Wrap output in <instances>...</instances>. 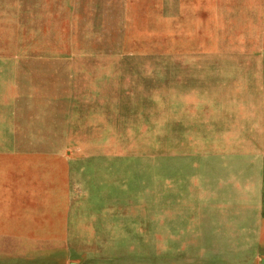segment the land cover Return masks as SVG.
<instances>
[{
  "label": "rangeland",
  "instance_id": "374dc122",
  "mask_svg": "<svg viewBox=\"0 0 264 264\" xmlns=\"http://www.w3.org/2000/svg\"><path fill=\"white\" fill-rule=\"evenodd\" d=\"M258 250L264 0H0V264Z\"/></svg>",
  "mask_w": 264,
  "mask_h": 264
},
{
  "label": "crops",
  "instance_id": "0c3cea01",
  "mask_svg": "<svg viewBox=\"0 0 264 264\" xmlns=\"http://www.w3.org/2000/svg\"><path fill=\"white\" fill-rule=\"evenodd\" d=\"M251 255V257H252V259L254 260V259H256L257 257H258V255H262V256H264V253H262V254H260L259 253V250L258 251H256V252H253L252 254H250ZM249 255V256H250ZM264 259V258H263Z\"/></svg>",
  "mask_w": 264,
  "mask_h": 264
},
{
  "label": "water",
  "instance_id": "95a60500",
  "mask_svg": "<svg viewBox=\"0 0 264 264\" xmlns=\"http://www.w3.org/2000/svg\"><path fill=\"white\" fill-rule=\"evenodd\" d=\"M262 263L264 264V260L262 261Z\"/></svg>",
  "mask_w": 264,
  "mask_h": 264
}]
</instances>
